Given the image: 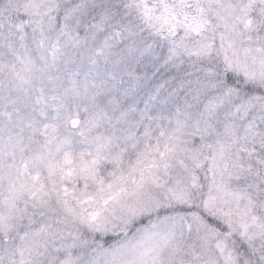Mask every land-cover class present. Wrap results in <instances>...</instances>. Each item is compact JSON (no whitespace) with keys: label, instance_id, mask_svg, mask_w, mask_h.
Returning a JSON list of instances; mask_svg holds the SVG:
<instances>
[{"label":"snow or ice","instance_id":"snow-or-ice-1","mask_svg":"<svg viewBox=\"0 0 264 264\" xmlns=\"http://www.w3.org/2000/svg\"><path fill=\"white\" fill-rule=\"evenodd\" d=\"M0 264H264V0H0Z\"/></svg>","mask_w":264,"mask_h":264}]
</instances>
